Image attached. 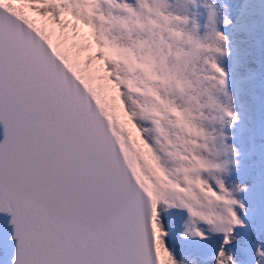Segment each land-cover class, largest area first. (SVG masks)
I'll list each match as a JSON object with an SVG mask.
<instances>
[{
  "label": "snow or ice",
  "instance_id": "1",
  "mask_svg": "<svg viewBox=\"0 0 264 264\" xmlns=\"http://www.w3.org/2000/svg\"><path fill=\"white\" fill-rule=\"evenodd\" d=\"M0 264H264V0H0Z\"/></svg>",
  "mask_w": 264,
  "mask_h": 264
},
{
  "label": "rangeland",
  "instance_id": "2",
  "mask_svg": "<svg viewBox=\"0 0 264 264\" xmlns=\"http://www.w3.org/2000/svg\"><path fill=\"white\" fill-rule=\"evenodd\" d=\"M24 10L26 12L30 11L28 8ZM38 22L44 23L42 19L38 20ZM110 100L118 106L116 113L118 118L121 119V121L125 124L126 128L129 130V132H131L132 139H134L136 141L137 146H139L143 150L145 158L150 160V154L147 152V149L144 146L143 140L140 137L138 130L134 127L133 123L128 120L126 116V110L124 109L122 102L119 100L118 97H110Z\"/></svg>",
  "mask_w": 264,
  "mask_h": 264
},
{
  "label": "bare ground",
  "instance_id": "3",
  "mask_svg": "<svg viewBox=\"0 0 264 264\" xmlns=\"http://www.w3.org/2000/svg\"><path fill=\"white\" fill-rule=\"evenodd\" d=\"M24 9H26V8H24ZM149 155V154H148ZM151 158V157H150Z\"/></svg>",
  "mask_w": 264,
  "mask_h": 264
}]
</instances>
